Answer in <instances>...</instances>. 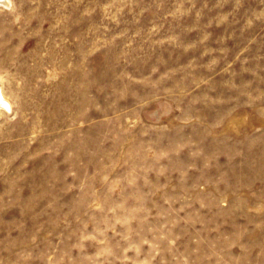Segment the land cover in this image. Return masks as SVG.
Masks as SVG:
<instances>
[{
    "label": "rangeland",
    "instance_id": "374dc122",
    "mask_svg": "<svg viewBox=\"0 0 264 264\" xmlns=\"http://www.w3.org/2000/svg\"><path fill=\"white\" fill-rule=\"evenodd\" d=\"M0 264H264V0H0Z\"/></svg>",
    "mask_w": 264,
    "mask_h": 264
},
{
    "label": "bare ground",
    "instance_id": "6f19581e",
    "mask_svg": "<svg viewBox=\"0 0 264 264\" xmlns=\"http://www.w3.org/2000/svg\"><path fill=\"white\" fill-rule=\"evenodd\" d=\"M1 1L6 2L7 0H1ZM11 106H12L11 102L9 101V99L7 97H5L4 92L0 88V109L1 108H7V109L11 110Z\"/></svg>",
    "mask_w": 264,
    "mask_h": 264
},
{
    "label": "crops",
    "instance_id": "0c3cea01",
    "mask_svg": "<svg viewBox=\"0 0 264 264\" xmlns=\"http://www.w3.org/2000/svg\"><path fill=\"white\" fill-rule=\"evenodd\" d=\"M0 88L1 90L4 92L5 97H7L9 99V101L11 102L12 106H11V110L7 109V108H1L0 110V120L3 117L4 114H7L8 112H12L13 110V103L12 100L10 99V97L8 96V94L5 92L4 87H3V82L0 81Z\"/></svg>",
    "mask_w": 264,
    "mask_h": 264
}]
</instances>
